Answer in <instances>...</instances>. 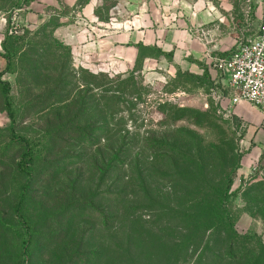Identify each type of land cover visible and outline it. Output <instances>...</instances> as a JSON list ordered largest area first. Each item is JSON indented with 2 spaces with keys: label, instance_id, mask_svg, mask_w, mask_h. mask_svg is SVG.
I'll return each instance as SVG.
<instances>
[{
  "label": "rangeland",
  "instance_id": "374dc122",
  "mask_svg": "<svg viewBox=\"0 0 264 264\" xmlns=\"http://www.w3.org/2000/svg\"><path fill=\"white\" fill-rule=\"evenodd\" d=\"M34 1L0 0L1 79L11 83L17 131L43 149L24 207L33 227L27 262L227 264L234 241V264H264L256 263L264 258L262 113L214 97L220 75L208 57L256 33L264 0ZM89 10L117 27L170 21L206 42L208 62L186 52L166 60L150 47L128 71L102 68L108 62L75 53L74 41L93 24ZM16 19L17 53L7 70L2 43ZM10 123L0 83V264H23L15 206L27 176L16 167L24 146L11 140ZM227 173L233 230L222 226L212 236L195 211L225 189Z\"/></svg>",
  "mask_w": 264,
  "mask_h": 264
},
{
  "label": "crops",
  "instance_id": "0c3cea01",
  "mask_svg": "<svg viewBox=\"0 0 264 264\" xmlns=\"http://www.w3.org/2000/svg\"><path fill=\"white\" fill-rule=\"evenodd\" d=\"M39 1L40 0H35L34 4L40 5ZM84 15L87 21L98 18L93 15V10L84 11ZM133 23L138 25L135 29L129 28L128 24H124L123 27H117L115 23V25L111 27L109 33L97 39L94 44L90 41L91 35L84 33L80 40H73L74 42L80 41L75 46L76 51L84 59L93 62H108L121 71H128V69L136 65L140 58V50L138 47L140 44L146 47H157L161 49L163 53L160 54V57H164L166 60L168 59L165 53H171L172 59L177 60L183 52H186L188 54H194V58L198 60H206V62H208L206 42L189 39V34L186 31L177 29L176 25L170 24V21H165L164 24L163 22L162 24H157L156 27L154 25L148 27L147 24H143L142 20H136ZM103 24L108 25L109 22L102 23L98 18V22H94L90 26H105ZM65 31H67V29ZM65 31L62 34H64V36H70V34L67 32L65 33ZM68 38L66 37L65 40H68ZM214 46V48H218L217 45ZM151 59L154 58L152 56L145 58L146 67L148 66L150 68L152 65H149ZM187 63L190 65L195 64L194 62ZM103 66L106 67V65Z\"/></svg>",
  "mask_w": 264,
  "mask_h": 264
},
{
  "label": "built area",
  "instance_id": "2783aa9c",
  "mask_svg": "<svg viewBox=\"0 0 264 264\" xmlns=\"http://www.w3.org/2000/svg\"><path fill=\"white\" fill-rule=\"evenodd\" d=\"M90 22H98V18L91 19ZM10 33L15 34L20 31L19 20H13ZM91 25V24H90ZM115 25L109 22L105 26L93 25L88 27L83 33L91 35V43L107 35ZM130 24L129 28H132ZM77 55L78 53L75 52ZM212 69L220 75L218 79L213 77L216 84L212 88V94L220 101H227L232 106H238L243 102L250 103L262 113V126L264 127V12L256 33L242 41L237 48L226 55H213L208 52ZM110 66V63H106ZM119 68L113 67L114 72H119Z\"/></svg>",
  "mask_w": 264,
  "mask_h": 264
},
{
  "label": "trees",
  "instance_id": "16d2710c",
  "mask_svg": "<svg viewBox=\"0 0 264 264\" xmlns=\"http://www.w3.org/2000/svg\"><path fill=\"white\" fill-rule=\"evenodd\" d=\"M15 36H16L15 34L13 35L9 32L2 43V47L4 49L2 56L7 60V67H6L7 70H9L12 67L13 57L17 53V51L13 47L14 43L12 42V40L16 38ZM138 47L140 53H141V49L150 48L143 46L141 44ZM162 53L163 52L160 49V54ZM0 83L2 84L3 87L5 108L11 120L10 123L11 140L13 142L20 143L24 146V153L17 161L16 167L20 173H23L24 175L27 176V181L23 185L21 193L19 195V199L16 203L15 215L18 221L22 224V226L25 229V235L21 242V249H22V254L24 256L23 264H29L27 262V259L29 258L31 253V244L33 240V227L24 213V207L28 196L29 183L34 176L35 165L38 160V156L40 153H42L43 149L42 147H40L41 144L38 145L34 144L30 138L17 131L16 110L13 106L11 97L9 95L11 90V83L8 80L1 79V74H0ZM187 178H189V176H187ZM225 178L227 181V185L225 189L219 191H213V193L210 194L207 198L202 199L199 202V204L201 205L203 212L199 211V207L197 208V211H195L196 215L198 216H202L205 214L206 218L209 220L211 224L210 231L212 232V236H215L217 233H219V229L222 226L223 229L225 230L226 229L233 230V223L230 222V218H228V216L227 217L225 216V213L227 212L225 207V200L227 198V191L229 190L233 179L230 173H227ZM229 232L230 231H228V234ZM210 241L211 239L209 240V242ZM235 246L236 243L234 241H229L226 248L227 252L225 255V257L227 258V260H225L227 264H234L235 262L234 260L237 257L233 251ZM243 254L244 256L247 255L245 252ZM263 260L264 258L261 256L260 258H258V260H256V263H260Z\"/></svg>",
  "mask_w": 264,
  "mask_h": 264
},
{
  "label": "bare ground",
  "instance_id": "6f19581e",
  "mask_svg": "<svg viewBox=\"0 0 264 264\" xmlns=\"http://www.w3.org/2000/svg\"><path fill=\"white\" fill-rule=\"evenodd\" d=\"M95 67H98V66L96 65V66H94V68H95ZM101 67H102V68H105V66H103V65H102Z\"/></svg>",
  "mask_w": 264,
  "mask_h": 264
}]
</instances>
